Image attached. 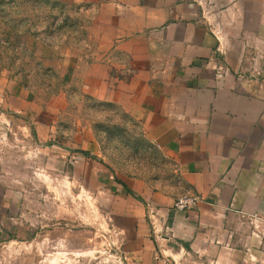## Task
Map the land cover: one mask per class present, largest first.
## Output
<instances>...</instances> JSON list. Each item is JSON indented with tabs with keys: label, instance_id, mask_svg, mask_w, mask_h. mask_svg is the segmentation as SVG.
<instances>
[{
	"label": "crops",
	"instance_id": "1",
	"mask_svg": "<svg viewBox=\"0 0 264 264\" xmlns=\"http://www.w3.org/2000/svg\"><path fill=\"white\" fill-rule=\"evenodd\" d=\"M93 14L87 93L139 122L201 198L176 210L120 176L136 260L264 264V0H96Z\"/></svg>",
	"mask_w": 264,
	"mask_h": 264
},
{
	"label": "rangeland",
	"instance_id": "2",
	"mask_svg": "<svg viewBox=\"0 0 264 264\" xmlns=\"http://www.w3.org/2000/svg\"><path fill=\"white\" fill-rule=\"evenodd\" d=\"M95 1L0 0V264H139L119 177L183 194L140 123L85 89Z\"/></svg>",
	"mask_w": 264,
	"mask_h": 264
},
{
	"label": "built area",
	"instance_id": "3",
	"mask_svg": "<svg viewBox=\"0 0 264 264\" xmlns=\"http://www.w3.org/2000/svg\"><path fill=\"white\" fill-rule=\"evenodd\" d=\"M201 198L193 193H184L179 195L175 202L174 208L180 211H186L194 208Z\"/></svg>",
	"mask_w": 264,
	"mask_h": 264
},
{
	"label": "trees",
	"instance_id": "4",
	"mask_svg": "<svg viewBox=\"0 0 264 264\" xmlns=\"http://www.w3.org/2000/svg\"><path fill=\"white\" fill-rule=\"evenodd\" d=\"M106 103L112 105V103H110V102H106ZM84 152L87 153V154H89L87 151H84ZM124 186H125L126 191H127L129 194H131V195H132L133 197H135L137 200L144 202V199H143L141 196L137 195L134 191H132L131 189H129L126 185H124Z\"/></svg>",
	"mask_w": 264,
	"mask_h": 264
}]
</instances>
